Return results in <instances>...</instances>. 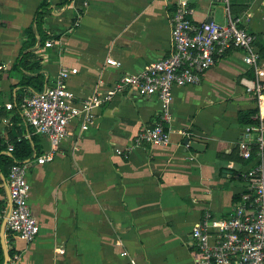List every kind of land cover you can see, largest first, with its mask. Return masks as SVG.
Returning a JSON list of instances; mask_svg holds the SVG:
<instances>
[{"label":"crops","instance_id":"0c3cea01","mask_svg":"<svg viewBox=\"0 0 264 264\" xmlns=\"http://www.w3.org/2000/svg\"><path fill=\"white\" fill-rule=\"evenodd\" d=\"M178 2L0 0V63L7 64L0 74V147L7 148L0 155L9 152L12 139L33 133L23 118H7L6 103L44 90L63 65L78 69L68 81L76 104L96 90L105 94L123 73L138 72L173 52ZM43 3V29L50 37L44 45L35 43L25 68L14 69ZM189 4L195 21H228L220 0ZM231 11L257 36L264 61V0H233ZM109 57L122 66H109ZM39 74L41 85L19 84L23 75ZM254 77L244 52L233 48L199 85L175 86L173 132L165 146H133L136 135L160 116L157 96L143 97L134 88L96 107L87 131L80 134L79 120L72 121L54 160L30 170V205L40 232L29 243L15 236L7 240L8 251H15L8 264H196L194 225L206 211L226 217L247 187L241 176L247 164L238 153L244 125L239 112L256 107L243 83ZM182 131L205 150L186 148ZM34 135L42 155L51 147L49 139ZM6 167L2 213L10 202Z\"/></svg>","mask_w":264,"mask_h":264},{"label":"built area","instance_id":"2783aa9c","mask_svg":"<svg viewBox=\"0 0 264 264\" xmlns=\"http://www.w3.org/2000/svg\"><path fill=\"white\" fill-rule=\"evenodd\" d=\"M220 1L226 9V23L195 21L189 0H179L172 18L173 52L138 72L123 73L105 94L100 95L96 90L82 105L76 104V95L68 81L78 69L63 65L44 90L18 104L13 101L5 104L8 110L19 108L24 121L32 127V134L46 136L51 147L42 155L12 164L7 178L10 202L3 213L0 212L1 244L4 226L6 243L9 235L28 243L38 236L40 223L30 205L29 173L33 166L54 160L61 142L71 134L72 121L79 120L80 134L87 131L96 119V107L134 88L143 97L157 96L160 116L156 124L136 135L133 146L168 145L173 132L170 124L174 87L199 85L206 72L230 49L236 48L244 52L246 64L255 73L253 79H243V83L258 109L253 117L255 122L243 125L238 142L239 156L248 161L241 172L247 187L226 217L206 211L194 225L192 238L197 247L196 264H264V61L256 46L257 36L240 18L233 17V0ZM107 64L122 66L121 61L112 57L107 58ZM6 68V63H0V74ZM182 134L192 139L189 132L182 131ZM184 145L190 148L189 143ZM8 150L13 151L14 145L10 144ZM117 152L124 154L120 149Z\"/></svg>","mask_w":264,"mask_h":264},{"label":"trees","instance_id":"16d2710c","mask_svg":"<svg viewBox=\"0 0 264 264\" xmlns=\"http://www.w3.org/2000/svg\"><path fill=\"white\" fill-rule=\"evenodd\" d=\"M46 3H43L40 8L36 12V18H35V26H32L26 30V37L27 39L24 42V49L26 51L22 52L20 55L21 60L18 61L14 65V69H20L25 68L27 61H29L30 58H32L31 55V48H34V45L36 42L38 44L44 45L46 43V40L50 37L49 34L45 32L43 29V12L45 10ZM43 77L42 75H38L36 77H31L27 75H23L20 80L21 86H33L36 83L38 85L42 84ZM3 110H6V107L3 106ZM258 112V109L255 107L251 110H244L239 112V121L243 124H250L254 123L255 119L253 118L254 115ZM4 113L7 115V118H9L11 121L17 119H22V116L20 114L19 108L15 107L11 111H4ZM11 113H14L12 117H10ZM10 142L14 145V150L9 151L6 153H3L0 155V183L2 181L1 174L6 175L7 173V167L6 165H10V168L12 164L15 162H22L27 159L35 158L36 156H39L41 154V151L39 149L38 145V138L36 135L31 134V137H22L20 139H12ZM6 145V143H5ZM6 146L0 147V152L5 149ZM7 148V147H6ZM245 164H248V161H245ZM9 174V173H8ZM12 236H8V240ZM9 259L13 258L15 251L13 249H9ZM5 260V253L2 247V244L0 243V264H3Z\"/></svg>","mask_w":264,"mask_h":264},{"label":"water","instance_id":"95a60500","mask_svg":"<svg viewBox=\"0 0 264 264\" xmlns=\"http://www.w3.org/2000/svg\"><path fill=\"white\" fill-rule=\"evenodd\" d=\"M211 21V19L209 20ZM190 144V148L196 150V151H199V152H203L205 150V144L202 143L201 141L199 140H193V139H190V138H186L184 140V144ZM5 229V226L3 228V235H2V246L4 248V252H5V262L4 264H8L9 263V251H8V248H7V243H6V240H5V234H4V230Z\"/></svg>","mask_w":264,"mask_h":264}]
</instances>
